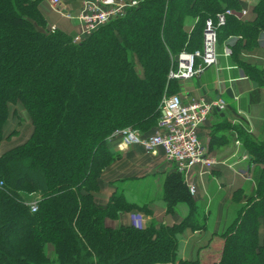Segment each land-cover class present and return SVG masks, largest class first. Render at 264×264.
Listing matches in <instances>:
<instances>
[{"label":"trees","instance_id":"obj_1","mask_svg":"<svg viewBox=\"0 0 264 264\" xmlns=\"http://www.w3.org/2000/svg\"><path fill=\"white\" fill-rule=\"evenodd\" d=\"M43 1L0 0V145L11 104L21 102L33 126L23 143L0 154V264H264V140L245 122L234 127L256 186L234 192L235 215L213 234L222 248L212 242L206 261L182 258L185 232L208 229L211 209L201 214L180 170L163 182L167 211L188 207L180 223L113 227L107 219L134 203L118 190L105 206L94 197L104 169L121 156L110 136L123 128L155 130L164 97L180 91V79L169 77L175 56L200 48L206 20L240 8V0H139L79 42L48 28ZM254 10L252 21L228 15L219 42L241 35L233 59L264 87V67L240 59L264 33V0ZM221 125L210 149L224 137Z\"/></svg>","mask_w":264,"mask_h":264},{"label":"crops","instance_id":"obj_2","mask_svg":"<svg viewBox=\"0 0 264 264\" xmlns=\"http://www.w3.org/2000/svg\"><path fill=\"white\" fill-rule=\"evenodd\" d=\"M82 1L65 0V3L68 8L76 10ZM240 2V8L234 9L236 17L242 21L254 20L256 0ZM50 4L41 3V9L46 13L49 23L58 24L68 33L76 32L78 22L57 11L51 1ZM241 38V35L234 34L220 41L217 65L207 68L198 76L180 80L179 93L184 101L198 96L208 100L222 98L226 101V108L213 109L199 129L208 155L216 160L215 165L211 169L198 165L189 172L196 182L197 190L196 194H193L195 200L200 204H206V213L213 206L214 210L211 209L210 217L213 219L216 214L215 219L212 228L187 230L182 248L183 259L205 261L204 259L211 256L210 252L213 251V246L209 247L212 242L215 249L222 248L223 240L218 237L215 239L213 234L219 232L223 226L224 214L227 213L226 208L230 205L234 192L248 184H251L250 190L254 186L251 156L238 139L234 126L245 122L250 133L258 140H264V87L255 83L245 69L233 59L231 47ZM226 49L228 54L225 53ZM240 59L248 64L264 67V33L260 34L256 47L242 49ZM11 117L10 114L5 125V140L13 136L9 134L10 132L7 134ZM221 124H226V127L218 130L224 137L214 141L210 149L212 133L215 127ZM18 127L20 126L13 128L12 132L16 130L18 131L16 134H19ZM173 170L174 164L166 158L162 149L159 153L153 154L145 152L142 146L133 144L123 150L120 159L103 171L99 179L100 187L94 192V197L99 205L105 206L118 190L134 203L135 207L122 213L118 219L108 218L107 223L113 227L121 224L137 225L141 217L145 219V223L153 219L168 225L180 222L187 214L186 204L179 203L175 211L169 213L163 196L165 174ZM246 191H249L248 188ZM140 206H146L148 211L141 209Z\"/></svg>","mask_w":264,"mask_h":264},{"label":"built area","instance_id":"obj_3","mask_svg":"<svg viewBox=\"0 0 264 264\" xmlns=\"http://www.w3.org/2000/svg\"><path fill=\"white\" fill-rule=\"evenodd\" d=\"M138 1L83 0L76 10L68 8L64 0H51V3L68 19L78 22L79 32L75 34L74 41L79 42L112 20L123 17L127 8L137 5ZM228 15H236V11L228 8L219 12L215 18L206 20L202 46L192 51L183 50L178 54L179 59H175L176 64L169 72L170 78H193L218 64V29L226 24ZM52 29L55 30L56 26L53 25ZM225 53L228 54L227 49ZM215 108L224 110L226 101L222 98L208 100L203 96L184 101L179 92L166 95L162 102V115L153 133L143 135L131 128H123L113 132L110 140L120 150L133 144L142 146L149 153H158L162 149L166 158L186 175L198 165L211 169L216 160L208 155L199 129ZM189 187L194 194V185L189 184ZM37 206L34 201L32 210L36 211Z\"/></svg>","mask_w":264,"mask_h":264},{"label":"rangeland","instance_id":"obj_4","mask_svg":"<svg viewBox=\"0 0 264 264\" xmlns=\"http://www.w3.org/2000/svg\"><path fill=\"white\" fill-rule=\"evenodd\" d=\"M50 1L51 0H44L43 2H47V3H49V5H51L50 4ZM65 1V0H64ZM67 1V0H66ZM69 1V0H68ZM71 1V0H70ZM255 1H253V3H254ZM41 7V6H40ZM42 10V9H41ZM42 12L45 14V17L48 19V17H47V15H46V13L42 10ZM48 23H49V19H48ZM194 24H195V22H193L191 25H190V27H189V32L190 31H192L193 29H194ZM53 25H55L56 26V29L55 30H57V29H61L60 27H59V25L58 24H56V23H52V24H50L49 23V29L51 30V31H55V30H53L52 29V26ZM63 30V29H62ZM65 31V30H64ZM77 32H79V26H78V28L76 29V32H73V37L75 36V34L77 33ZM72 33V32H71ZM70 33V34H71ZM203 33H204V31H203ZM203 36V35H202ZM183 83V82H182ZM173 93H178V92H174L173 91ZM173 93H171V94H173ZM10 110H11V115H12V117H11V119H10V126H9V129L7 130V134L9 133V134H11L12 133V129L13 128H15V127H17V126H20V127H18L19 128V130H20V133L19 134H14L11 138H9L8 140H4L3 141V143H1L2 145H0V154L1 153H3L4 151H6V150H8V149H10V148H12V147H14V146H16V145H18V144H20V143H23L30 135H31V132H32V129H33V127H32V125H31V122H30V119L28 118V116H27V114H26V111H25V108H24V106H23V104L21 103V102H18V103H15V104H11L10 105ZM154 132V130H151V131H148L147 133L148 134H150V133H153ZM146 132H145V134H143V133H141V134H143V135H146L147 134ZM117 140V139H116ZM115 140V141H116ZM111 144H113V146L116 148V150H118V151H120L121 152V156H122V151L123 150H120V149H118L117 147H116V145H115V143H114V141H111ZM144 149V148H143ZM144 151L145 152H147L145 149H144ZM159 153V152H158ZM153 154H157V153H153ZM120 156V157H121ZM118 159H120V158H118ZM118 159H116L115 161H117ZM114 161V162H115ZM113 162V163H114ZM113 163H111V164H113ZM171 163H173V162H171ZM110 164V165H111ZM174 164V170H178V167L176 166V164L175 163H173ZM108 167V166H107ZM106 167V168H107ZM105 168V169H106ZM104 169V170H105ZM173 170V171H174ZM184 174V176H185V179H186V181H187V183L188 184H192V185H194V187L196 188V190H197V187H196V182L194 181V178H193V176L192 175H186L185 173H183ZM252 182H254V186H253V189H249V188H251L250 186H251V184H248V185H246V188H248V192L246 191V193L247 194H250L254 189H255V186H256V183H255V181H252ZM245 187V186H244ZM246 193H244V195H246ZM196 194V191H195V193H194V195ZM127 199V198H126ZM128 200V199H127ZM129 201V200H128ZM130 202V201H129ZM198 202V201H197ZM199 204H200V202H199ZM201 206H200V212H201V214H206V204L205 203H201L200 204ZM187 206V205H186ZM236 207H237V202L235 201V199H234V194H233V196H232V198H231V202H230V205L226 208V211H227V213H225L224 214V221H223V226L221 227V229L219 230V231H223V229L225 228V226L227 225V223L232 219V217L235 215V212H236ZM188 208V207H187ZM211 209L212 210H214V208H213V206L211 207ZM131 210V209H130ZM130 210H127V211H130ZM127 211H124V212H122V213H125V212H127ZM121 213V214H122ZM187 213H188V211H187ZM187 215V214H186ZM185 215V216H186ZM216 215V214H215ZM215 215H214V217H213V219H211V217L210 216H208V224H209V228H212V224H213V222H214V219H215ZM184 216V217H185ZM184 219V218H183ZM182 219V220H183ZM201 219V218H200ZM181 220V221H182ZM180 221V222H181ZM151 221H149V222H147V223H145V219L143 218V217H141L140 218V220H138V222H137V225H134L135 227H139V228H145V227H147V225H149V223H150ZM180 222H178V223H180ZM109 224V223H108ZM176 224V223H175ZM187 230H189V229H187ZM187 232V231H186ZM186 232H185V234H184V238H185V235H186ZM49 251H52V247L50 246V248H49ZM183 256V255H182ZM208 259V256L204 259L205 261ZM183 260H187V259H183ZM189 260V259H188Z\"/></svg>","mask_w":264,"mask_h":264},{"label":"water","instance_id":"obj_5","mask_svg":"<svg viewBox=\"0 0 264 264\" xmlns=\"http://www.w3.org/2000/svg\"><path fill=\"white\" fill-rule=\"evenodd\" d=\"M175 59L178 60V59H179V55H176V56H175Z\"/></svg>","mask_w":264,"mask_h":264}]
</instances>
